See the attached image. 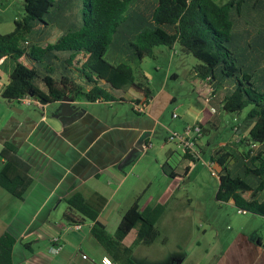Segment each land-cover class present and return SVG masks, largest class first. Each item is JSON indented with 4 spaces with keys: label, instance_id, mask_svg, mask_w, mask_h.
I'll return each instance as SVG.
<instances>
[{
    "label": "trees",
    "instance_id": "obj_1",
    "mask_svg": "<svg viewBox=\"0 0 264 264\" xmlns=\"http://www.w3.org/2000/svg\"><path fill=\"white\" fill-rule=\"evenodd\" d=\"M23 3L22 19L15 20L10 33H0V62L10 59L14 64L8 83L0 89L2 99L123 103L112 92H132L141 98L132 105L144 104L147 109L152 97L148 80L138 78L129 64L111 63L105 57L113 35L132 21L137 27L135 40L129 47L135 60H156V48L174 50L179 45L181 53L197 59L195 73L200 80L209 85L218 80L231 83L222 103L223 111L239 114L250 108L248 117L254 119V124L249 142L264 147V0H229L224 4L215 0H80L76 6L82 17L79 27L69 28L54 43L38 34L54 25L55 11L71 9L69 2L23 0ZM235 35L247 38V52L233 44ZM251 54L252 63L248 62ZM240 58L243 62H239ZM66 70L77 74L81 83L68 77ZM133 111L143 114L134 108ZM198 124L203 134V124ZM251 153L249 150L247 158ZM184 157L191 159L188 152ZM231 157L228 150L220 148L212 158L219 167L216 200L231 202L242 213L264 218V148L251 157L258 164L246 168V173L256 178V184L229 175L227 166ZM164 165L171 169L163 167L169 178H180L175 167L167 162ZM29 171L30 166L18 155V148L5 142L0 150V187L23 200L33 184ZM65 202L63 220L69 225L92 222V239L115 264H137L132 247L124 244L125 239L135 231L134 245L153 244L160 235L157 223L167 207L159 203L140 210L138 198L111 235L99 222V212L79 192L68 196ZM15 244L16 239L10 233L0 236V264H14ZM22 245L26 251L32 250L31 244Z\"/></svg>",
    "mask_w": 264,
    "mask_h": 264
},
{
    "label": "crops",
    "instance_id": "obj_2",
    "mask_svg": "<svg viewBox=\"0 0 264 264\" xmlns=\"http://www.w3.org/2000/svg\"><path fill=\"white\" fill-rule=\"evenodd\" d=\"M13 67L10 59L0 62V89L8 83ZM168 77L175 80L178 73L170 71ZM126 94L129 99L125 98ZM112 95L124 102L74 101L73 109L82 112V116L69 124L60 119L63 100L44 103L31 97L18 101L0 97V150L5 142L14 144L18 155L30 166L29 174L33 179L23 200L0 187V236L8 232L16 239L14 264H106V259L109 260L103 249L91 243L94 241L90 234L92 222L86 221L79 229H73L63 220L67 209L65 199L79 192L88 205L99 212L98 220L108 233L114 234L123 213L134 203L126 205L125 211L118 214L116 223L108 229L114 212L128 198L121 196V192L130 179H139V175L132 178L131 175L135 171L139 174L140 163L151 165L153 159L146 151L153 148L151 138L158 130L166 132L164 114L176 100L163 86L152 93L145 113L139 115L132 109V113L122 114L119 106L141 98L132 92L125 95L112 92ZM210 97L207 90L203 97L205 103L194 119L189 118V108L184 105L176 107L172 114L178 113V118L186 120V125L201 123L204 127V115L214 114L212 109L215 108L208 101ZM165 138L167 145L157 149V153L162 152L168 159L175 151L168 144L167 135ZM199 142L200 139L198 145ZM176 145L181 149L178 142ZM238 154L244 152L238 151ZM125 168L129 169L128 173ZM175 173L178 175L176 170ZM168 178L163 170L162 182H167ZM241 230L230 238L216 264H264L263 238L254 229L249 234ZM55 237L63 248L59 254L52 255L49 249ZM21 240L31 244L30 252L24 251ZM85 243L92 246L91 253L80 257ZM177 262L174 260L172 264Z\"/></svg>",
    "mask_w": 264,
    "mask_h": 264
},
{
    "label": "rangeland",
    "instance_id": "obj_3",
    "mask_svg": "<svg viewBox=\"0 0 264 264\" xmlns=\"http://www.w3.org/2000/svg\"><path fill=\"white\" fill-rule=\"evenodd\" d=\"M67 1L71 9L63 12L55 11L52 15L54 25L48 29H42L38 34L40 38L54 43L69 28L79 27L82 17L80 9L76 6L80 0ZM215 1L218 4H224L229 0ZM141 6L146 12L149 11L145 4ZM24 12L23 0H0V33H10L14 29L15 20L22 19ZM136 27L135 23L129 21L114 34L105 57L111 63L129 64L138 78L141 79L140 76H142L148 80L153 95L164 86L167 92L176 97V100L169 105L164 114L166 132L160 129L151 138L153 148L146 151V155L153 159L151 165L140 163L139 174L135 171L131 175V178L139 175V179H130L131 181L126 182L121 196L128 198H123L122 205H119L114 212L115 218H112L113 215L107 224L108 229L116 223V217L125 211L126 205H130L138 198L140 210L147 206L165 203L166 210L157 223L160 235L153 244L134 245L135 231H132L125 239V246L132 247L133 260L137 264H172L174 260H178L177 264H216L230 238L242 231L241 229H244L243 232L247 234L254 229L264 240V219L241 213L232 204L216 200L219 167L212 162V158L216 157V152L220 148L228 150L232 155L227 166L229 175L232 178L240 177L256 184V178L247 174L246 168H252L254 164H258V162L253 163L251 157L258 152L259 148L264 147L249 142V131L254 124V119L248 117L250 108H246L239 114L223 111L222 103L224 97L230 92L231 83L218 80L208 86L196 76L197 59L181 53L179 45H176L174 50L167 47L156 48V60L150 58H145L141 62L135 60L129 45L135 40ZM31 39H35V36ZM247 42V38L242 35L234 36L233 44L241 51H246ZM239 62L243 60L240 58ZM248 62L252 63V54ZM170 71H176L178 78L173 80L168 77ZM64 72L71 79L81 83L77 74L67 70ZM207 90L211 95L208 101H211L215 112L212 116L205 114L203 118L205 131L199 145L196 146L201 160L190 161L184 157V150L177 147V140L169 137L171 132L183 135L185 127L188 126L185 124L186 120L182 117L174 118L172 113L176 112L174 110L176 107L184 105L189 108V118L194 119L201 111L202 103H205L203 97H206ZM118 94L125 95L122 92ZM125 98L129 99V95L126 94ZM133 106L125 103L119 106L120 112L132 113ZM166 135L167 140L170 139L168 144L175 151L168 159L162 152L157 153V149L167 145L165 144ZM240 140L244 142L240 143ZM249 150H252V153L247 158ZM238 151L244 154L239 155ZM165 159L170 166L175 167L180 178L175 180L168 178L167 182H162V168L165 167L167 171H171L169 166L164 165ZM128 170L125 168L126 173ZM186 170L187 174H185ZM91 243L95 248L102 250L95 241ZM91 247L89 243H85L82 253H79L80 257L90 254ZM109 260L111 261L110 258Z\"/></svg>",
    "mask_w": 264,
    "mask_h": 264
},
{
    "label": "built area",
    "instance_id": "obj_4",
    "mask_svg": "<svg viewBox=\"0 0 264 264\" xmlns=\"http://www.w3.org/2000/svg\"><path fill=\"white\" fill-rule=\"evenodd\" d=\"M134 109L139 113H144L146 111V105L136 104L134 106ZM212 112H215V109H212ZM173 117L177 118L178 115L173 114ZM201 136H202V129L198 123L186 126L184 129L183 135H178L177 133H172V132L170 134L171 139L177 140L180 147L184 150V152H188L193 160H195V159L201 160L199 152L196 149V146H197L198 141L201 138ZM202 163L206 164L204 162H202ZM69 228L79 229L80 225L79 224L69 225ZM51 243H52V245L49 249V252L52 255L59 254L63 248L59 238L58 237L52 238ZM105 263L106 264H114L113 262H111L108 259H106Z\"/></svg>",
    "mask_w": 264,
    "mask_h": 264
},
{
    "label": "water",
    "instance_id": "obj_5",
    "mask_svg": "<svg viewBox=\"0 0 264 264\" xmlns=\"http://www.w3.org/2000/svg\"><path fill=\"white\" fill-rule=\"evenodd\" d=\"M63 101L65 102L62 106L63 110L60 114V119L64 124L72 123L82 116V112H76V110L73 109L74 101L72 99H63ZM43 102L47 103L46 101Z\"/></svg>",
    "mask_w": 264,
    "mask_h": 264
}]
</instances>
